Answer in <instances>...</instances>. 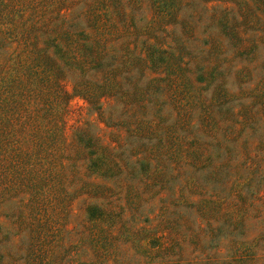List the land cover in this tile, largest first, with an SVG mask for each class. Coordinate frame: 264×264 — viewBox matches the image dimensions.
<instances>
[{
  "label": "rangeland",
  "instance_id": "obj_1",
  "mask_svg": "<svg viewBox=\"0 0 264 264\" xmlns=\"http://www.w3.org/2000/svg\"><path fill=\"white\" fill-rule=\"evenodd\" d=\"M0 259L264 264V0H0Z\"/></svg>",
  "mask_w": 264,
  "mask_h": 264
},
{
  "label": "trees",
  "instance_id": "obj_2",
  "mask_svg": "<svg viewBox=\"0 0 264 264\" xmlns=\"http://www.w3.org/2000/svg\"><path fill=\"white\" fill-rule=\"evenodd\" d=\"M55 47L57 48V46H55ZM60 53H61V51H60ZM55 139H56V136H55ZM93 163H94V166L98 168L99 172L102 175H110V176H112L113 175V171L112 170H114V168H116L115 163H113L109 157H107V156H105L103 154L99 155L98 157H94ZM14 168L17 169L15 172L18 173V175L22 174V173L18 172V170H20L21 166L19 165L18 161H16V160H15ZM108 206H111V205L104 206L103 208H100L98 206H93L91 209H89L90 211H89L88 214L93 219H99V220L109 219L110 216L112 215V210ZM2 225H3L2 227H3L5 232H8L10 234L12 233L11 227L8 225V223H3ZM12 243H13V245H15L14 244V240H13ZM0 264H10V263L7 262V261H4V259H0Z\"/></svg>",
  "mask_w": 264,
  "mask_h": 264
}]
</instances>
